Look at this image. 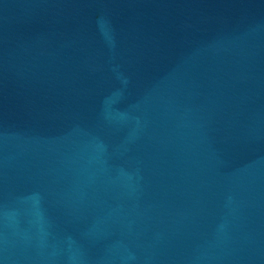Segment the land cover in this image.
<instances>
[{
	"label": "water",
	"instance_id": "95a60500",
	"mask_svg": "<svg viewBox=\"0 0 264 264\" xmlns=\"http://www.w3.org/2000/svg\"><path fill=\"white\" fill-rule=\"evenodd\" d=\"M0 264H264V0H0Z\"/></svg>",
	"mask_w": 264,
	"mask_h": 264
}]
</instances>
